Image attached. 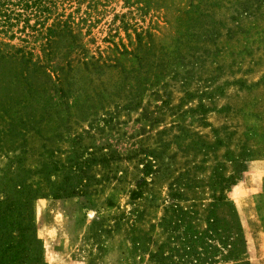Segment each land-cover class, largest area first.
Masks as SVG:
<instances>
[{"label": "rangeland", "instance_id": "obj_1", "mask_svg": "<svg viewBox=\"0 0 264 264\" xmlns=\"http://www.w3.org/2000/svg\"><path fill=\"white\" fill-rule=\"evenodd\" d=\"M47 8L42 24L11 41L37 67L30 87L0 89V169L13 155L36 169L76 154L93 159L95 184L53 199L45 178L57 183L61 173L33 177L43 194L32 202L36 264H154L148 252L165 251L171 234L159 224L165 209H198L202 227L222 186L246 259L264 264V0ZM228 176V186L217 183Z\"/></svg>", "mask_w": 264, "mask_h": 264}, {"label": "trees", "instance_id": "obj_2", "mask_svg": "<svg viewBox=\"0 0 264 264\" xmlns=\"http://www.w3.org/2000/svg\"><path fill=\"white\" fill-rule=\"evenodd\" d=\"M56 1L0 0V89L31 86V73L37 66L31 61L29 51L11 41H23L15 33L23 34L26 28L32 30L35 25L42 24L44 12L50 10L47 7L55 5ZM31 18L34 22L29 25ZM13 101V97H6L8 107ZM4 102L0 99V108ZM6 124L10 127L11 123ZM21 160L19 155L7 157L0 169V264H36L41 259V241L37 236L32 202L43 194L39 185L33 183L34 176H47L51 170L61 173L57 183L45 178L48 194L53 199L84 196L95 184L90 172L93 159L72 154L66 157L65 164L43 162L36 169L25 168ZM146 167L148 165H144V173ZM230 180L233 179L228 176L217 183L224 181L228 186ZM222 189L223 186L203 208L202 227L195 223L199 219L198 209L183 208L177 203L168 206L159 222L162 229L171 233L164 244L167 249L148 252L150 261L154 264H250L245 257V237L236 207L226 199L223 191L220 192ZM139 195V190L131 192L132 199ZM180 196L176 190L170 193L172 200ZM218 210H224L222 215ZM142 241L140 238L133 241L134 249H141Z\"/></svg>", "mask_w": 264, "mask_h": 264}]
</instances>
